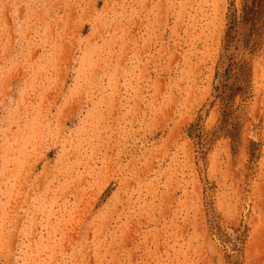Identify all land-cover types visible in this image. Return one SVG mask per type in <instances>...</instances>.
<instances>
[{
	"label": "rangeland",
	"instance_id": "1",
	"mask_svg": "<svg viewBox=\"0 0 264 264\" xmlns=\"http://www.w3.org/2000/svg\"><path fill=\"white\" fill-rule=\"evenodd\" d=\"M0 0V264H264V0Z\"/></svg>",
	"mask_w": 264,
	"mask_h": 264
},
{
	"label": "trees",
	"instance_id": "2",
	"mask_svg": "<svg viewBox=\"0 0 264 264\" xmlns=\"http://www.w3.org/2000/svg\"><path fill=\"white\" fill-rule=\"evenodd\" d=\"M251 1V5L249 6H244L245 9V17H247L248 14H250L251 12H253V7L256 5V2L258 1V3H260V0H250Z\"/></svg>",
	"mask_w": 264,
	"mask_h": 264
}]
</instances>
